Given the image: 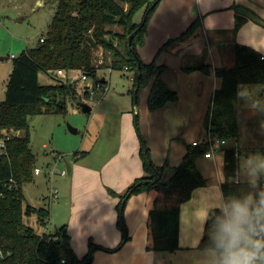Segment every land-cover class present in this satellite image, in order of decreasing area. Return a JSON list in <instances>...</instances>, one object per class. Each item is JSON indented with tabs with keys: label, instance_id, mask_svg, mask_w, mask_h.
Returning a JSON list of instances; mask_svg holds the SVG:
<instances>
[{
	"label": "trees",
	"instance_id": "16d2710c",
	"mask_svg": "<svg viewBox=\"0 0 264 264\" xmlns=\"http://www.w3.org/2000/svg\"><path fill=\"white\" fill-rule=\"evenodd\" d=\"M57 0L43 40L26 47L14 56L12 69L5 86V98L0 100V264H85L92 263L96 249L93 242L83 258H79L72 245L65 225L56 232H46L50 220L49 209L32 206L23 193L22 185L33 180L36 156L32 151L28 117L38 113L65 112L66 102L75 103L81 109L83 85L81 75L95 78L99 71L127 70L133 72L134 91L148 87L146 109L153 112L177 99L162 79L164 65L155 60L144 62L138 49L145 42L147 25L160 0ZM142 9L141 19H134ZM245 18L235 15L234 32ZM199 19L177 39L183 40L197 32ZM131 44L128 36L132 33ZM176 39V40H177ZM167 41L160 50L166 49ZM100 51L101 55H98ZM205 51L197 69L208 73L210 65L204 63ZM101 61V63H97ZM126 68V69H125ZM62 69L63 74L57 70ZM43 71L55 81L44 84L39 81ZM79 72L76 78L70 73ZM140 77L138 78V75ZM221 80L214 90L206 127L226 141L236 139L239 133L240 94L244 86L264 85V55L245 45H234V64L213 69ZM139 156L144 173L127 189L118 194V227L126 239L123 224L125 203L130 196L140 192H156L152 208L147 216L146 249L150 251H174L179 248L180 205L187 201L192 191L205 185L206 180L196 166V159L208 151V144L201 141L187 144L180 162L170 167L167 162L156 165L151 159L150 148L138 128ZM257 148L226 147L223 153L221 184L226 204L243 200V188L236 182L238 158L256 152ZM260 201V200H259ZM258 204L255 206L258 207ZM229 220L224 208L211 211L206 220L198 248L216 253L221 264L222 248L219 247L221 225Z\"/></svg>",
	"mask_w": 264,
	"mask_h": 264
},
{
	"label": "crops",
	"instance_id": "0c3cea01",
	"mask_svg": "<svg viewBox=\"0 0 264 264\" xmlns=\"http://www.w3.org/2000/svg\"><path fill=\"white\" fill-rule=\"evenodd\" d=\"M56 1L0 0V15L12 10L24 15L27 11L50 10L51 18ZM259 2L264 4V0ZM235 15L244 17L245 21L234 32ZM198 19L201 24L197 32L178 40ZM169 40L173 41L168 47L176 45V48L172 52L166 50L168 47L161 51L162 45ZM237 43L248 45L264 55V11L256 12L248 8L244 0H160L148 22L139 55L146 63L155 60L158 65L165 66L162 79L177 93V99L153 112H148L145 106L140 110L134 104L132 109L126 111L128 113L122 108L114 110L113 114L120 116L115 132L117 145L108 158L102 160L98 167L95 164L85 166L86 163L81 160L68 164L69 176L62 182L60 198L69 209L59 227H67L71 245L79 258L85 256L91 241L96 245L91 264H217L214 251L198 248L209 213L216 208H224L230 219L235 204L243 205L250 198L248 207L251 211L264 196V169H256L255 164H252L255 174H251L254 180L251 183L237 170L236 178L243 187L242 201L227 205L221 189L226 147L260 149L239 156L249 161L264 154V86L243 88L237 138L220 146L213 157L202 155L196 159V166L206 183L195 188L190 198L180 205L178 249H146L147 216L156 195L154 190L133 194L126 201L123 224L127 235L119 246L123 232L117 224V204L120 200L117 195L144 173L139 156L140 139L134 127L138 113L142 119L145 114L147 116L143 129L147 139L144 138L148 140L154 164L167 162L170 167L177 165L187 144L199 143L204 139L213 93L221 83L213 74V69L234 64L232 51ZM163 51L169 55L168 58L175 56L174 61L160 60ZM205 51L204 63L210 65L208 73L195 68ZM170 120L174 121L172 127H169ZM109 146L110 143L105 144L104 148L108 149ZM85 153L88 151H82L81 155Z\"/></svg>",
	"mask_w": 264,
	"mask_h": 264
},
{
	"label": "rangeland",
	"instance_id": "374dc122",
	"mask_svg": "<svg viewBox=\"0 0 264 264\" xmlns=\"http://www.w3.org/2000/svg\"><path fill=\"white\" fill-rule=\"evenodd\" d=\"M259 1L253 2V0H250L249 2L244 0V4L256 12L263 13L264 4ZM49 13L50 10L27 11L24 15L18 14L17 10H12L0 15V100L5 98V86L11 73L14 58L12 55L17 56L26 47L35 46L39 38L45 35L51 19ZM52 14L53 12H51V16ZM141 15L142 9L135 13L134 19L139 21ZM175 48L176 45H171L166 50L172 52ZM232 53L234 55L233 51ZM98 55H101L100 51ZM168 56L164 52L160 60L174 61L173 57L175 56L169 58ZM97 63H101V61H97ZM99 72L94 79H100L105 74L107 80V87L103 96L101 95L102 89L95 88L92 97H87L84 90L85 84L82 87L84 93L81 99L82 102L91 106L90 112H82L75 103L67 101L65 112L38 113L28 117L29 140L32 151L36 156L35 165L40 169V173L34 174L33 180L25 182L22 188L24 196L32 206L45 205L49 209L50 220L46 228L48 233L56 232L61 225V221L65 220V213L69 209V206L65 207L63 205L62 198H60L62 182L69 176L68 164L81 160V162L86 163L85 166L95 164L98 167L102 160L107 159L110 151L115 149L117 145L115 132L120 116L119 114L116 116L117 114H113V112L119 108H122L121 110L126 109V112L132 109L133 106V95L131 93L134 83L131 79L133 72L116 69L111 70L108 75H106L107 72L101 70ZM70 74L72 78H76L79 72ZM94 79L88 78L87 81L92 83ZM39 81L44 84H51L55 80L40 71ZM80 84L83 83L80 82ZM147 90L148 87H145L137 94L136 105L140 110L144 106L146 109L145 95ZM262 101L264 102V98H262ZM140 118L138 113L139 132L147 139L143 130L147 124V116L145 114L144 119ZM131 119L133 120V114H131ZM68 126L76 128L77 133H72ZM172 126H174V121L170 120L169 127ZM172 132L177 133V131ZM109 143V148L105 149L104 145ZM82 151H88V153L81 155ZM240 158L238 169L242 177H245L251 183L254 181L251 179V174H255L252 164H255L256 169H264V154L257 155L251 161ZM87 161L89 162L87 163ZM63 170H65L64 174L61 173Z\"/></svg>",
	"mask_w": 264,
	"mask_h": 264
},
{
	"label": "clouds",
	"instance_id": "9594fccd",
	"mask_svg": "<svg viewBox=\"0 0 264 264\" xmlns=\"http://www.w3.org/2000/svg\"><path fill=\"white\" fill-rule=\"evenodd\" d=\"M249 202L235 204L231 218L221 225V264H264V196L251 211Z\"/></svg>",
	"mask_w": 264,
	"mask_h": 264
},
{
	"label": "built area",
	"instance_id": "2783aa9c",
	"mask_svg": "<svg viewBox=\"0 0 264 264\" xmlns=\"http://www.w3.org/2000/svg\"><path fill=\"white\" fill-rule=\"evenodd\" d=\"M40 40L42 41L43 40V37H40ZM14 57V56H13ZM126 69V68H125ZM111 69L109 68H106L104 70V72H107L106 75H108V73H110ZM57 73L58 74H63V70L62 69H58L57 70ZM88 78L90 77H87L86 75H81L79 77V82L83 83L82 85H84V90L86 92V96L88 97H92L93 95V92L95 90V88H101L102 89V93L101 95L103 96L104 93H105V89L107 87V80H106V76L105 74H103V77H100V79H94V81L92 83H88ZM203 141L205 143L208 144V151L204 154V156L206 157H213V155L218 151L219 147L220 146H223L226 144V140L223 139V138H220L219 136H217L216 134H213L211 129H210V126L209 128H207V131H206V134L204 136V139ZM198 142H194L193 144H197ZM3 145V140L0 139V146ZM40 172V169L39 168H34V173L38 174ZM62 174L65 173V170H63L61 172ZM236 182L238 181L237 178L235 180ZM261 223H264V220L261 221Z\"/></svg>",
	"mask_w": 264,
	"mask_h": 264
},
{
	"label": "water",
	"instance_id": "95a60500",
	"mask_svg": "<svg viewBox=\"0 0 264 264\" xmlns=\"http://www.w3.org/2000/svg\"><path fill=\"white\" fill-rule=\"evenodd\" d=\"M158 1H159V0H154L153 3L151 4V7H153ZM134 33H135V32H132V33L128 36V42H129V44H131L132 38H133V36H134ZM139 77H140V74L138 75V78H139ZM137 88H138V85H137V87H136V89H135V91H134L135 102H136V92H137ZM80 107H81L82 112L87 113V112H90V111H91V106L88 105L87 103L81 102ZM136 115H137V114L135 113V116H136ZM68 128H69V130H70L72 133H77V129H76V128L71 127V126H68ZM68 169L70 170V168H68ZM81 264H85V262H83V263H81Z\"/></svg>",
	"mask_w": 264,
	"mask_h": 264
}]
</instances>
